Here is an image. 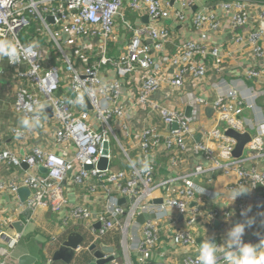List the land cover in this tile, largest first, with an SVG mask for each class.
I'll list each match as a JSON object with an SVG mask.
<instances>
[{"label": "built area", "instance_id": "1", "mask_svg": "<svg viewBox=\"0 0 264 264\" xmlns=\"http://www.w3.org/2000/svg\"><path fill=\"white\" fill-rule=\"evenodd\" d=\"M125 1L0 0V75L2 62L7 61L13 70L15 110L28 126V130L13 128V137L27 142L36 133L40 139L41 132L51 131L49 141L43 140L45 145L32 147L23 155L8 148L0 134V169L11 166L20 170L24 165L28 168L12 181H0V192L18 197L20 188H28L30 199L20 202L21 207L64 214V226L86 224L97 239L119 228L127 232L136 219L157 211L158 218L144 224L141 242L136 247L143 264H150L160 244L163 220L170 222L173 216L169 213L174 212L177 218L171 235L173 247L185 255L184 264H198L199 254L193 253L197 249L195 232L202 213L192 204L205 193H200L195 180L210 178L219 172L234 175L238 187L260 189L264 193V173L256 167H247V163L264 156V125L246 146L243 156L235 158L237 142L226 136V131L245 134L246 130L241 120L245 107L237 93H221L213 103L196 93H186L187 83L202 84L207 79V60L220 58L219 48L195 41L184 42L175 54L165 52L170 38L165 21L172 18L184 21L191 1L130 0L129 8L133 12H146L149 17L150 23L139 27L124 18ZM174 4H180V10H175ZM223 9L232 15L234 28L245 27L250 22L244 2L223 4ZM118 20L131 37H123L125 48L118 57H112L110 49L116 44ZM260 20L261 29L237 38L238 44L249 45L258 58L264 56L261 46L264 12ZM194 26L197 32L206 28L218 31L222 27L219 19L208 14H198ZM32 28L47 38L45 44L32 36L29 32ZM24 32L31 35L27 42L21 39ZM66 32L70 39L65 42ZM54 56L66 65V72H61L53 61ZM106 69L115 72L116 77L105 80ZM170 70L171 78L163 81L164 72ZM137 73L141 75L140 86L136 88L138 96L125 101V85ZM248 76L261 79L257 69L250 70ZM164 84L168 85L169 92L158 98ZM183 93L186 98L182 97ZM186 107L191 110L189 117ZM210 107L216 113V125L206 131L203 141L196 142L193 127ZM48 108L52 109V116L47 113ZM140 119L145 124L142 128L137 127ZM118 131L125 142L135 139L140 157L151 161L137 165L131 149L119 139ZM113 140L119 146L121 169L113 167ZM106 144L109 164L106 170H101L99 164ZM54 146L58 152L52 150ZM160 149L173 155L172 168H182L190 158L194 160L192 169L177 178L158 182L155 154ZM40 168L47 173L41 174ZM68 183L89 196H101L105 205L100 211L85 204L71 206ZM164 189L168 197L155 206L156 192ZM117 199L126 200V206L112 202ZM234 210L241 218L246 216L242 212L247 214L246 205L236 203L234 209L211 210L206 215L208 220L220 216L227 220ZM0 241L7 243L10 251L18 244V238L6 232H0ZM9 254L6 252V257ZM115 260L114 257L112 262L119 264Z\"/></svg>", "mask_w": 264, "mask_h": 264}, {"label": "crops", "instance_id": "2", "mask_svg": "<svg viewBox=\"0 0 264 264\" xmlns=\"http://www.w3.org/2000/svg\"><path fill=\"white\" fill-rule=\"evenodd\" d=\"M191 1L190 8L185 12L184 21H176L173 18L166 20L164 27L169 31L170 38L165 44V52L175 54L178 47L187 41H195L208 45L209 47H217L220 49V58H210L207 60L208 77L202 82L187 83L185 86L186 93H196L201 98H206L210 103H213L221 93L234 91L237 93L241 102H243L245 110L241 115V120L246 126L245 133L251 138H255L260 127L264 125V56L261 58L255 57L253 49L249 45H240L237 43V38L241 35H249L252 32L261 29L260 18L264 12V0H189ZM244 2L247 5L248 13L250 14V22L242 28H234L231 21V14H228L223 9V4H232ZM130 0L125 1L123 9L124 18L131 22L135 27L148 25L150 23L146 12L136 13L129 8ZM180 4H174L175 10H180ZM198 14H208L214 16L221 21V29L212 31L206 28L203 32H197L194 26V19ZM118 36L115 38L116 44L111 45L110 55L118 57L122 49L126 46V41L123 37L130 39L131 34L123 29L121 20H118L117 25ZM261 46L264 50V34L261 41ZM1 47V45H0ZM252 69H257L261 73V79H253L248 76V72ZM2 73L0 75V134L6 139L7 147L16 150L17 153L23 155L30 151L32 147L45 145L44 141H49L46 130L41 132V137L38 139V134L32 135L27 142L17 141L12 134L13 128L25 129L27 126L23 116L15 110L16 90L12 86L13 70L8 66L7 61L2 62ZM163 81L167 82L172 75V70L164 72ZM116 77L115 72L110 69L104 71L105 80H111ZM224 81L222 86L221 82ZM141 75L137 73L129 78L125 87V101H132L138 96L137 87L140 86ZM220 83V84H219ZM12 87V88H11ZM169 92L168 85H163V91L159 93L158 98H163ZM186 98L185 94H182ZM190 107H186V114ZM138 118H136L137 120ZM216 113L213 108H207L202 115L201 121L193 127L196 142L203 141L206 131L212 130L216 123ZM155 122H159L158 119ZM145 126L140 119L137 121V127ZM225 129V127H223ZM164 130V128H161ZM28 130V126L27 129ZM40 132V130H39ZM227 132V131H226ZM164 136L167 135L165 130ZM201 139L198 140V136ZM118 137L123 142L126 148L130 151L131 156L137 165L149 163L147 157H140L139 149L135 139L125 142L123 134L118 131ZM43 138V139H42ZM55 146L52 150L58 152ZM246 153V152H245ZM172 154H167L164 149L157 150L155 154V162L158 165V182L167 178L182 176L184 173L192 169L194 160L189 158V162L183 164L182 168H172ZM121 156L115 155V169L123 168ZM118 160V162H116ZM188 160V158H186ZM206 164V162H204ZM248 168L256 167L264 173V156L257 160L247 163ZM28 168L15 169L11 166H3L0 169V181H12L13 177L21 176ZM43 174L42 172H40ZM20 174V175H19ZM237 178L234 175H225L223 173H215L210 178L196 179V186L200 193L204 192L205 196L196 198L193 206H197L201 210L200 226L196 230L197 249L193 254H199V245L206 240L211 239L215 243L223 244L226 230L237 222H244L251 218L254 220L252 227L245 229L243 240L245 242L258 243L259 235L264 234V193L262 190L247 189L243 195L232 200V189L237 186ZM178 186V185H173ZM68 197L71 206L85 204L92 209L100 211L105 205L102 202L101 196H89L81 188L72 187L68 183ZM27 191V188H20ZM168 197L166 189L159 190L155 194V201H162ZM24 203L23 199L18 194L14 196L8 192H0V232H6L12 237L18 238V244L14 250L8 249V244L0 241V264H18L20 257L29 255L37 259L36 264H51L55 252L60 248L71 234H80L84 236L85 243L78 251L75 258V264H88L93 259V253L89 251L92 245H97L98 249L101 245L114 248L115 263L119 264H143L141 255L136 252V247L142 239V231L144 224L156 220L157 211L152 215H144V222H140L139 218L134 223H131L127 232L120 228L110 232L105 238L97 239L96 234L90 230L86 224H74L64 226L62 219L64 214L58 215L53 212L39 209L36 211L23 208L19 203ZM118 206H126V200L117 199V202L112 200ZM244 203L247 207V214L241 218L232 212V217L225 219L224 216L208 220L206 213L211 210L222 211L226 208L234 209L236 203ZM159 206L162 203L155 204ZM170 222L163 220L162 230L160 235V244L157 252L150 260V264H184L185 255L173 247L171 235L176 229L173 225L177 215L174 212L169 213ZM181 219V218H180ZM222 221H225L224 223ZM15 223L25 225L24 232L20 235L13 228ZM120 245L122 253L118 250ZM6 252L9 256L6 257ZM8 254V253H7ZM80 256V260L77 258ZM77 260V261H76ZM74 263V262H73ZM110 264H114L111 262Z\"/></svg>", "mask_w": 264, "mask_h": 264}, {"label": "clouds", "instance_id": "3", "mask_svg": "<svg viewBox=\"0 0 264 264\" xmlns=\"http://www.w3.org/2000/svg\"><path fill=\"white\" fill-rule=\"evenodd\" d=\"M247 192L243 186L232 189L234 200ZM242 216L246 213L242 212ZM251 218L237 222L226 230L223 244H217L211 239L204 240L199 245L198 264H264V234L259 235L258 243L245 242V229L252 227Z\"/></svg>", "mask_w": 264, "mask_h": 264}, {"label": "water", "instance_id": "4", "mask_svg": "<svg viewBox=\"0 0 264 264\" xmlns=\"http://www.w3.org/2000/svg\"><path fill=\"white\" fill-rule=\"evenodd\" d=\"M63 38L65 42L68 41L70 39V34L66 32L63 35ZM87 107L91 109L90 104H87ZM47 113L50 116H52L53 115L52 109L48 108ZM190 115H191V110L189 109L187 112V116L189 117ZM226 136L236 140L237 146L234 152V157L241 158L244 154L246 146L251 142L252 139L251 136L246 133L240 134L235 130H228L226 132ZM108 154H109V146L108 144H106L103 152V158L99 164V168L101 170H106L108 168V164H109V161L107 159ZM24 167L27 168L26 165H24ZM40 172L46 174L47 170L44 168H40ZM25 191L26 190L21 189L19 193L23 201L26 202L27 200L23 196ZM154 203L159 204L162 203V201L157 200ZM139 221L144 222V217L143 216L140 217ZM13 228H15L17 233L21 235L24 232L25 225L22 223H15L13 225ZM97 228H99V226H97ZM85 242L86 241L84 236L77 233L71 234L68 237V239L65 242H63L60 248L55 252L51 264H73L75 258L77 257L78 251ZM89 251L93 253V259L88 264H110L114 260V257L112 255L115 253V250L112 247L101 245V247L98 249L97 245H92L91 248H89ZM36 263H37V259L29 255H24L20 257L18 260V264H36Z\"/></svg>", "mask_w": 264, "mask_h": 264}, {"label": "rangeland", "instance_id": "5", "mask_svg": "<svg viewBox=\"0 0 264 264\" xmlns=\"http://www.w3.org/2000/svg\"><path fill=\"white\" fill-rule=\"evenodd\" d=\"M54 30H55V32L57 31V29H54ZM24 34H25V32L21 35V39H22V36ZM43 37L46 38L45 36H43ZM46 40H47V38H46ZM22 41H23V39H22ZM23 42H25V41H23ZM53 61L61 68L62 73L66 72V65L63 64V62L61 60H59L58 56H54ZM25 129H27V126L25 127ZM200 139H201V135L198 136V140H200ZM111 149H112L114 156L116 155L118 157L119 156V146L115 140L112 141ZM116 162H118V160ZM113 163H115V161ZM19 195H20V193H19ZM23 196L28 201L30 199V196H31L30 190L27 189V191L24 192ZM118 250H120V252L122 253V249H121L120 245L118 246Z\"/></svg>", "mask_w": 264, "mask_h": 264}, {"label": "trees", "instance_id": "6", "mask_svg": "<svg viewBox=\"0 0 264 264\" xmlns=\"http://www.w3.org/2000/svg\"><path fill=\"white\" fill-rule=\"evenodd\" d=\"M29 32L32 34V36L34 37V38H38V41H39V43L40 44H45L46 43V38H44L41 34H38V33H36V28H32V29H30L29 30ZM31 38V35H29V34H27V33H25L23 36H22V39H23V41H25V42H27L29 39ZM117 231H119V230H117ZM115 232V231H114ZM108 235V234H107ZM106 236H104V237H102V238H105ZM101 239V238H100ZM77 260H80V256L77 258ZM76 260V261H77ZM76 262L74 261V263L73 264H75Z\"/></svg>", "mask_w": 264, "mask_h": 264}]
</instances>
